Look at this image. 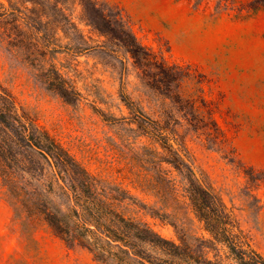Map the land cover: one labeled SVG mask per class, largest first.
Wrapping results in <instances>:
<instances>
[{
    "label": "rangeland",
    "instance_id": "obj_1",
    "mask_svg": "<svg viewBox=\"0 0 264 264\" xmlns=\"http://www.w3.org/2000/svg\"><path fill=\"white\" fill-rule=\"evenodd\" d=\"M2 89L162 236L203 250L200 177L264 256V0H0ZM0 264L103 263L0 190Z\"/></svg>",
    "mask_w": 264,
    "mask_h": 264
},
{
    "label": "trees",
    "instance_id": "obj_2",
    "mask_svg": "<svg viewBox=\"0 0 264 264\" xmlns=\"http://www.w3.org/2000/svg\"><path fill=\"white\" fill-rule=\"evenodd\" d=\"M47 168L48 184L41 182ZM197 178L191 203L210 235L201 240L200 253L162 236L129 206L111 201L97 177L37 120L19 114L12 95L0 90V190L23 229L44 223L103 264H264L222 198ZM55 184L57 194L65 197L64 207L49 197Z\"/></svg>",
    "mask_w": 264,
    "mask_h": 264
}]
</instances>
